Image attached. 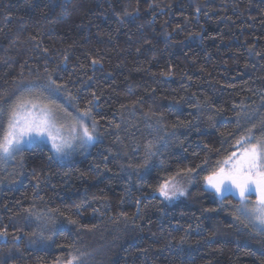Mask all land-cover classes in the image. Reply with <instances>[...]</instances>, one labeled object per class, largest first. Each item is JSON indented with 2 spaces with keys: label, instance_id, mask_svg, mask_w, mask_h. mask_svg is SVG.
Returning <instances> with one entry per match:
<instances>
[{
  "label": "trees",
  "instance_id": "obj_1",
  "mask_svg": "<svg viewBox=\"0 0 264 264\" xmlns=\"http://www.w3.org/2000/svg\"><path fill=\"white\" fill-rule=\"evenodd\" d=\"M35 87L91 108L97 140L0 162V264H264V233L204 181L264 134V0H0V107Z\"/></svg>",
  "mask_w": 264,
  "mask_h": 264
},
{
  "label": "snow or ice",
  "instance_id": "obj_2",
  "mask_svg": "<svg viewBox=\"0 0 264 264\" xmlns=\"http://www.w3.org/2000/svg\"><path fill=\"white\" fill-rule=\"evenodd\" d=\"M60 87L50 78L44 86L50 94L58 93ZM63 111L65 117L70 116ZM0 116L6 117V122L0 124V162L15 159L34 141L50 142L54 153L63 157L77 144L85 146L97 140V122L91 115V108L78 110L76 116L62 120L57 109L40 102V95L33 93L31 88L28 95L18 96L7 108L0 107ZM89 120L91 125L87 123ZM237 144L241 145L239 156L233 152L223 161H217V166L204 177L205 190L214 191L221 200L226 194L238 195L241 215L264 233V134L249 135ZM152 147L151 141L145 146L146 158L153 154ZM158 191L167 201L186 194L174 178L164 180ZM253 194L256 200L249 206V197ZM69 223L76 221L69 220ZM3 235L6 233L0 232V236Z\"/></svg>",
  "mask_w": 264,
  "mask_h": 264
},
{
  "label": "rangeland",
  "instance_id": "obj_3",
  "mask_svg": "<svg viewBox=\"0 0 264 264\" xmlns=\"http://www.w3.org/2000/svg\"><path fill=\"white\" fill-rule=\"evenodd\" d=\"M31 91H32L33 93H37V94H39V95H43V93H44V94L47 93V92L44 91L43 89H39V88H36V87H35V88H31ZM28 94H29V91H27V92H26L25 94H23V95H28ZM46 95H47V94H46ZM47 96H48V95H47ZM40 102H42L43 104L49 105L50 107L56 108L57 111H58V113H59V115L61 116V119H62V120H64V119H71V117H74V116L77 115L76 113H74V112L70 111L69 109H67L65 105L62 106V104H58L56 101H49L48 103H45V102H43V101L40 99ZM63 110H66V112L69 113L70 116L65 117V115H64V111H63ZM33 143H43V144H46V145L49 147V149L51 150L53 156H54L57 160H59V161H66V160H70V159L75 158V157H79V156L85 154L86 152H88L89 149L91 148L92 144H93V143H92V144H90V145H85V146H80L79 144H77L76 146H74V148L70 151V153H69L67 156L58 157V156L54 153V151L52 150V146H51V143H50V142H47V141H34ZM33 143H32V144H33ZM32 144H30V145H32ZM30 145H26L25 147H28V146H30ZM240 150H241V146H239L238 148H236L233 152H236V153H237V156H239V154H240ZM233 152H231V153H233ZM231 153H230V154H231ZM230 154H228L225 158H227ZM225 158H223L221 161H223ZM7 162H8V161H7ZM4 163H6V162H4ZM179 184H180V183H179ZM180 186H181V185H180ZM212 192L215 194V196H217L216 193H215L214 191H212ZM231 195H232V197H234L235 199L238 200V202L236 203V205L234 206V208H235V210H236V213L239 214V215H241V213H240V211H239V209H240V207H241L240 199H239L238 195H235V194H231ZM217 197H218V196H217ZM255 200H256V196H255L254 194H253L252 196H250V197H249V201H248L249 206L254 205ZM226 201H227V202H232V201H229V200H226ZM241 216H242L243 218H245V219L247 220V222H248L250 225L253 226V224L250 222V220H249L247 217H245V216H243V215H241ZM253 227H254V226H253ZM254 228H255V227H254ZM255 229L257 230V228H255Z\"/></svg>",
  "mask_w": 264,
  "mask_h": 264
}]
</instances>
